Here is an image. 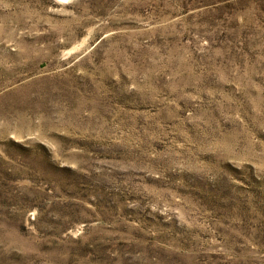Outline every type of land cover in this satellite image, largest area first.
<instances>
[{
	"label": "rangeland",
	"instance_id": "rangeland-1",
	"mask_svg": "<svg viewBox=\"0 0 264 264\" xmlns=\"http://www.w3.org/2000/svg\"><path fill=\"white\" fill-rule=\"evenodd\" d=\"M0 264H264V0H0Z\"/></svg>",
	"mask_w": 264,
	"mask_h": 264
}]
</instances>
